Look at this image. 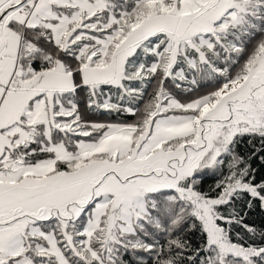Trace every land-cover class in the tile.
I'll return each mask as SVG.
<instances>
[{
    "label": "snow or ice",
    "instance_id": "6c2138e0",
    "mask_svg": "<svg viewBox=\"0 0 264 264\" xmlns=\"http://www.w3.org/2000/svg\"><path fill=\"white\" fill-rule=\"evenodd\" d=\"M0 264H264V0H0Z\"/></svg>",
    "mask_w": 264,
    "mask_h": 264
}]
</instances>
